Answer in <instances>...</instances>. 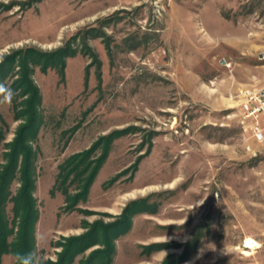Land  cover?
Segmentation results:
<instances>
[{"label": "rangeland", "instance_id": "374dc122", "mask_svg": "<svg viewBox=\"0 0 264 264\" xmlns=\"http://www.w3.org/2000/svg\"><path fill=\"white\" fill-rule=\"evenodd\" d=\"M26 79L39 89L26 134L42 264L97 221L122 219L113 252L90 264H264V140L235 98L264 81V0H0V83L15 93L0 103V171L31 120ZM124 129L70 207L87 173L63 185L61 166Z\"/></svg>", "mask_w": 264, "mask_h": 264}, {"label": "trees", "instance_id": "16d2710c", "mask_svg": "<svg viewBox=\"0 0 264 264\" xmlns=\"http://www.w3.org/2000/svg\"><path fill=\"white\" fill-rule=\"evenodd\" d=\"M29 80H25L27 82V89L25 90L30 94L27 100L26 113L27 115L29 113L31 114V120H29V124L25 125L17 134L14 143H12L11 151L7 153V164L0 171V264H2L3 255L6 253H12L16 256L17 253L35 252L36 249L35 223L38 218V210L33 195L35 182L33 178V162L35 153L32 152V147L29 145L30 138L26 133L32 134L31 132L34 131L33 127L37 117L36 106L39 101V89L33 85L32 81L29 82ZM126 131L127 129L113 131L111 134L100 138L88 151L79 153L74 156L73 159H67L61 166V184H65L66 178L70 172L77 171L78 175L87 173L83 178L84 184L81 187L83 188L82 191H80L81 193L73 197H70V195L68 196V200L70 204H72L70 207L77 204L81 196H86L88 194L91 184L107 158L111 141L117 135ZM102 143V154L98 159L91 161L89 157L92 151ZM78 157H80V159H78ZM18 170L21 172V187L17 194L13 196L10 190V184ZM65 189L66 188H64V191ZM70 198L74 199L73 202L70 201ZM9 200L14 201V216L12 219L6 209ZM131 207L132 206H128L125 212L128 213ZM125 222L126 220L122 219L101 225L103 223L97 221L93 224L94 226L89 233L69 237L64 244V250L59 254V259L56 264H71L78 252L84 251L86 248L99 241L105 243V248L92 251L88 264L97 256L110 255L114 250L111 239L127 227V223ZM100 235L103 238H101ZM50 263L52 262L50 261Z\"/></svg>", "mask_w": 264, "mask_h": 264}, {"label": "built area", "instance_id": "2783aa9c", "mask_svg": "<svg viewBox=\"0 0 264 264\" xmlns=\"http://www.w3.org/2000/svg\"><path fill=\"white\" fill-rule=\"evenodd\" d=\"M241 116L251 127L254 136L264 140V83L241 87L236 93Z\"/></svg>", "mask_w": 264, "mask_h": 264}, {"label": "clouds", "instance_id": "9594fccd", "mask_svg": "<svg viewBox=\"0 0 264 264\" xmlns=\"http://www.w3.org/2000/svg\"><path fill=\"white\" fill-rule=\"evenodd\" d=\"M15 93L6 85L0 83V103H10ZM17 264H42L41 258L36 252L17 253Z\"/></svg>", "mask_w": 264, "mask_h": 264}, {"label": "bare ground", "instance_id": "6f19581e", "mask_svg": "<svg viewBox=\"0 0 264 264\" xmlns=\"http://www.w3.org/2000/svg\"><path fill=\"white\" fill-rule=\"evenodd\" d=\"M246 244L249 245L250 247H254V248L259 245V243L254 238H252L250 236L246 239Z\"/></svg>", "mask_w": 264, "mask_h": 264}, {"label": "crops", "instance_id": "0c3cea01", "mask_svg": "<svg viewBox=\"0 0 264 264\" xmlns=\"http://www.w3.org/2000/svg\"><path fill=\"white\" fill-rule=\"evenodd\" d=\"M262 83H264V81H263ZM262 83H261V84H262Z\"/></svg>", "mask_w": 264, "mask_h": 264}]
</instances>
